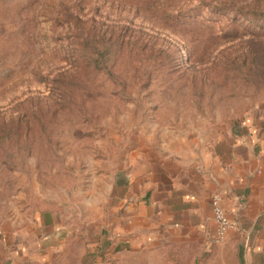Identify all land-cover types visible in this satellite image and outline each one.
Here are the masks:
<instances>
[{
    "label": "rangeland",
    "instance_id": "obj_1",
    "mask_svg": "<svg viewBox=\"0 0 264 264\" xmlns=\"http://www.w3.org/2000/svg\"><path fill=\"white\" fill-rule=\"evenodd\" d=\"M262 109L264 0H0V264H213L210 231L110 250L128 175Z\"/></svg>",
    "mask_w": 264,
    "mask_h": 264
},
{
    "label": "crops",
    "instance_id": "obj_2",
    "mask_svg": "<svg viewBox=\"0 0 264 264\" xmlns=\"http://www.w3.org/2000/svg\"><path fill=\"white\" fill-rule=\"evenodd\" d=\"M161 155L137 162L128 175L137 189L122 200L121 225L111 233L110 250L127 248L133 229L142 232L144 242L155 241L162 232L186 236L210 231L206 235L212 244L210 198L219 191L237 229L215 247L213 264H264V109L230 132ZM59 235L51 231L47 238L54 242Z\"/></svg>",
    "mask_w": 264,
    "mask_h": 264
},
{
    "label": "built area",
    "instance_id": "obj_3",
    "mask_svg": "<svg viewBox=\"0 0 264 264\" xmlns=\"http://www.w3.org/2000/svg\"><path fill=\"white\" fill-rule=\"evenodd\" d=\"M222 193L215 191L211 198V216L214 222V229L209 238L212 244H221L226 240V234L230 230L237 229V223L229 217L222 205Z\"/></svg>",
    "mask_w": 264,
    "mask_h": 264
},
{
    "label": "trees",
    "instance_id": "obj_4",
    "mask_svg": "<svg viewBox=\"0 0 264 264\" xmlns=\"http://www.w3.org/2000/svg\"><path fill=\"white\" fill-rule=\"evenodd\" d=\"M102 42L101 44L94 42L96 45L92 46L90 52H88L89 57L87 58V64L100 70L109 68L110 61H112L110 59L112 54L110 44L105 39H102Z\"/></svg>",
    "mask_w": 264,
    "mask_h": 264
}]
</instances>
